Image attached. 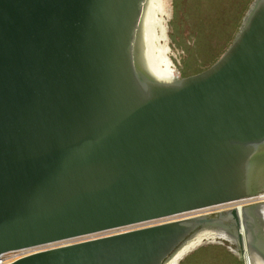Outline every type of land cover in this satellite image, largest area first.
Here are the masks:
<instances>
[{"label": "water", "instance_id": "obj_1", "mask_svg": "<svg viewBox=\"0 0 264 264\" xmlns=\"http://www.w3.org/2000/svg\"><path fill=\"white\" fill-rule=\"evenodd\" d=\"M147 2L0 0V260L40 247L6 264H163L206 223L264 263V0L173 80Z\"/></svg>", "mask_w": 264, "mask_h": 264}, {"label": "rangeland", "instance_id": "obj_2", "mask_svg": "<svg viewBox=\"0 0 264 264\" xmlns=\"http://www.w3.org/2000/svg\"><path fill=\"white\" fill-rule=\"evenodd\" d=\"M254 1L148 0L139 54L160 78L173 80L196 74L214 64L232 44ZM217 212L207 213L214 217ZM163 264L264 263L221 226L206 223Z\"/></svg>", "mask_w": 264, "mask_h": 264}, {"label": "bare ground", "instance_id": "obj_3", "mask_svg": "<svg viewBox=\"0 0 264 264\" xmlns=\"http://www.w3.org/2000/svg\"><path fill=\"white\" fill-rule=\"evenodd\" d=\"M148 69L151 71L152 74H154L155 76H157L152 70L151 68L149 67V65L146 63ZM159 77V76H157ZM160 78V77H159ZM262 197H264V194L262 195ZM213 207H210V208H205V209H201V210H196L194 212H188L189 213H200V212H209L211 211ZM218 208V207H217ZM187 214V213H185ZM185 214H182V215H185ZM101 233L99 234H92V235H89V236H94V235H100ZM65 242V241H64ZM39 247H36V248H27V249H21V250H15V251H10V252H7L5 253L3 256H2V262L6 261V262H9L21 255H24V254H27L28 252H31V251H34L35 249H38Z\"/></svg>", "mask_w": 264, "mask_h": 264}, {"label": "built area", "instance_id": "obj_4", "mask_svg": "<svg viewBox=\"0 0 264 264\" xmlns=\"http://www.w3.org/2000/svg\"><path fill=\"white\" fill-rule=\"evenodd\" d=\"M16 259V258H15ZM14 260V259H13ZM12 261V260H11ZM6 263H8V262H6V261H4V262H2V258H1V260H0V264H6Z\"/></svg>", "mask_w": 264, "mask_h": 264}]
</instances>
